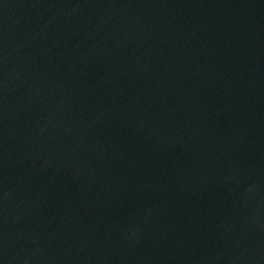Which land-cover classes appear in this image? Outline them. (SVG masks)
Returning a JSON list of instances; mask_svg holds the SVG:
<instances>
[{"label": "water", "instance_id": "95a60500", "mask_svg": "<svg viewBox=\"0 0 264 264\" xmlns=\"http://www.w3.org/2000/svg\"><path fill=\"white\" fill-rule=\"evenodd\" d=\"M0 264H264V0H0Z\"/></svg>", "mask_w": 264, "mask_h": 264}]
</instances>
